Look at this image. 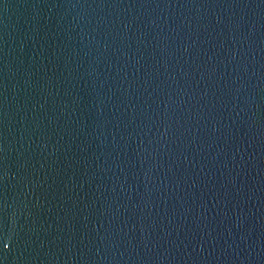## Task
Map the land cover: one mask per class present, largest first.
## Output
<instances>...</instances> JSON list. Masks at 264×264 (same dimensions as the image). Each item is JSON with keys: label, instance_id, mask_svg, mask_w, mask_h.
<instances>
[{"label": "water", "instance_id": "water-1", "mask_svg": "<svg viewBox=\"0 0 264 264\" xmlns=\"http://www.w3.org/2000/svg\"><path fill=\"white\" fill-rule=\"evenodd\" d=\"M0 264H264V0H0Z\"/></svg>", "mask_w": 264, "mask_h": 264}]
</instances>
